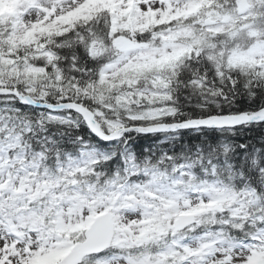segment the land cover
<instances>
[{
	"label": "snow or ice",
	"instance_id": "1",
	"mask_svg": "<svg viewBox=\"0 0 264 264\" xmlns=\"http://www.w3.org/2000/svg\"><path fill=\"white\" fill-rule=\"evenodd\" d=\"M0 264H264V0H0Z\"/></svg>",
	"mask_w": 264,
	"mask_h": 264
}]
</instances>
